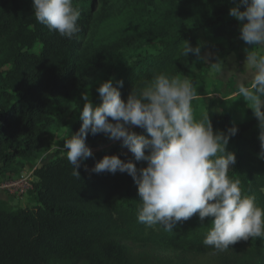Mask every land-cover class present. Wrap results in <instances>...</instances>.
<instances>
[{"label":"trees","instance_id":"trees-1","mask_svg":"<svg viewBox=\"0 0 264 264\" xmlns=\"http://www.w3.org/2000/svg\"><path fill=\"white\" fill-rule=\"evenodd\" d=\"M109 1L73 0L81 13L80 31L67 39L35 20L33 0H0L1 181L9 173L19 175L25 160L49 149L51 127L66 124L67 116L73 113L68 110L76 109L72 100L79 98L100 71L114 86L123 81L120 92L126 99L133 87L149 80L154 72L189 77L198 59L191 53L177 59V52L185 40L194 47L198 30L224 38L227 46L216 45L224 52L240 35L239 21L229 15L239 0H173L175 5L162 10L153 26L115 30L107 45L89 55L71 52L91 21L95 2L105 6ZM211 5L220 9L214 17L207 14ZM148 33L154 35L148 38ZM35 42L41 44L39 52L31 50ZM154 44L157 50L132 57L114 77L113 69L105 66L114 46L124 49L129 45L138 50ZM91 102L100 103L96 90ZM207 113L214 131L237 127L226 148L236 156L228 175L238 179L243 191L264 207V159L258 155L261 147L256 117L233 122L225 112L207 109ZM78 116L73 133L82 123ZM133 130L146 134L138 127ZM110 141L102 133H89L86 138L91 149ZM92 152L78 169L80 178L72 175L65 153L56 151L49 159H41L33 171V188L25 194L32 204L0 202V264H189V255H211V264H264V240L259 238L240 240L224 252L206 247L202 241L211 217L200 221L198 213L194 214L178 222L171 233L139 223L140 201L133 178L119 171L94 173L91 169L105 154L133 160L138 169L146 162L135 161L119 144Z\"/></svg>","mask_w":264,"mask_h":264},{"label":"clouds","instance_id":"clouds-1","mask_svg":"<svg viewBox=\"0 0 264 264\" xmlns=\"http://www.w3.org/2000/svg\"><path fill=\"white\" fill-rule=\"evenodd\" d=\"M32 8L35 20L61 38L72 39L80 31L81 13L73 0H33ZM229 15L239 21L240 39L252 46L245 49L243 70L235 74L232 100L242 97L253 109L259 128L258 155L264 159V0H239ZM190 53L211 69L220 66L221 78L232 77V71H222V62H209L208 55H201L200 44L193 47L183 41L177 59ZM117 84L111 79L98 84L99 104L82 94V123L78 131L62 137L72 175L80 178L81 163L93 156L87 135L102 133L121 142L135 161L146 162L138 169L133 160L105 154L91 169L94 173L119 171L133 178L140 201L139 223L171 233L178 222L194 214L198 213L200 221L211 217L202 242L217 252L227 251L240 240H264V207L228 175L236 156L226 148L238 129L233 125L226 132L214 131L208 113L201 119L195 117L192 102L200 97L194 81L167 71L154 72L133 87L126 99L120 92L123 81ZM136 127L146 134H138L133 130Z\"/></svg>","mask_w":264,"mask_h":264},{"label":"rangeland","instance_id":"rangeland-1","mask_svg":"<svg viewBox=\"0 0 264 264\" xmlns=\"http://www.w3.org/2000/svg\"><path fill=\"white\" fill-rule=\"evenodd\" d=\"M173 5H175L173 0H111L107 2L105 6L95 2L94 10L90 12L91 21L83 36L72 46L71 52L78 55H89L103 44L107 45L109 42V35L112 32L130 25L140 26L141 30L145 27L149 28L159 20L162 10ZM208 8L209 12L207 14L211 17H214L218 10H220L213 5ZM149 34L153 33H148V38ZM138 42L139 41H136V43ZM197 44L201 45V55H208L209 62H222V71L224 73L232 71L233 75L231 78H221L219 76V72L221 71L220 66L216 69H211L204 61L198 60L197 65L191 70L189 76L194 80L198 97H200L192 102L195 117L198 118L204 115L208 109L217 113L225 112L229 114L233 122H240L252 118L254 115L253 109L247 106L246 101L242 97L232 100L236 86L235 74L243 70L246 57L245 49L251 48L252 46L246 45L244 41L240 39L239 35L236 37L233 47L224 52L217 48L216 45L223 44L227 46L226 40L209 32H203L202 30H198L196 33L194 47L197 46ZM157 48L155 44L144 46L138 50H133L134 47L129 45L125 46L124 49L119 46H114L110 49L111 55L106 60L105 66L113 69L112 76L114 77L116 72L120 70L121 67L125 66L132 57L140 53L155 51ZM31 50L33 52H39L41 50L40 42H35ZM125 52L127 55L120 59L121 55ZM114 64L115 67L113 68L112 66ZM3 68H6V66ZM102 81H105V78L102 71H100L93 78L88 87L80 94L79 98L72 100L73 107H76V109L74 111L73 108L68 110V113H73L67 116L66 124L54 125L51 127L50 134L52 144L49 149L39 154L38 157L25 160L21 170L37 166L41 159H43L41 162L49 159L56 151H59L61 155L64 154L62 150V137L70 132L73 133L72 125L79 115L80 107L83 104L82 94L85 93L89 95L91 100L98 84ZM114 144H119L124 152H129L119 141H110L92 150L106 148ZM14 173L15 172L9 173L4 178L2 177V179L11 180L16 178L18 174ZM12 198L20 197L13 196ZM24 203L25 205L32 204L29 195L22 196L19 205L22 206ZM14 206L18 205L16 204ZM133 249H135V247ZM187 257L189 258V264H211L213 262L211 255H189Z\"/></svg>","mask_w":264,"mask_h":264},{"label":"built area","instance_id":"built-area-1","mask_svg":"<svg viewBox=\"0 0 264 264\" xmlns=\"http://www.w3.org/2000/svg\"><path fill=\"white\" fill-rule=\"evenodd\" d=\"M36 167V166H35ZM33 168H25L20 174L11 180H0V192H4L9 196L22 197L33 188Z\"/></svg>","mask_w":264,"mask_h":264},{"label":"crops","instance_id":"crops-1","mask_svg":"<svg viewBox=\"0 0 264 264\" xmlns=\"http://www.w3.org/2000/svg\"><path fill=\"white\" fill-rule=\"evenodd\" d=\"M21 199H22V197L12 198L11 196L6 195L4 192H0V202L4 201V202H6L10 205H13V206L16 204L18 206H21V205H19V203L21 202ZM22 206H25V203Z\"/></svg>","mask_w":264,"mask_h":264}]
</instances>
